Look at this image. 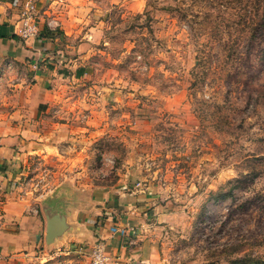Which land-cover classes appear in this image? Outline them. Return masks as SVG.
Here are the masks:
<instances>
[{
    "label": "rangeland",
    "instance_id": "1",
    "mask_svg": "<svg viewBox=\"0 0 264 264\" xmlns=\"http://www.w3.org/2000/svg\"><path fill=\"white\" fill-rule=\"evenodd\" d=\"M35 1L74 19L66 95L96 111L73 169L151 187L160 264H264V0Z\"/></svg>",
    "mask_w": 264,
    "mask_h": 264
},
{
    "label": "crops",
    "instance_id": "2",
    "mask_svg": "<svg viewBox=\"0 0 264 264\" xmlns=\"http://www.w3.org/2000/svg\"><path fill=\"white\" fill-rule=\"evenodd\" d=\"M26 2L36 32L24 37L19 19ZM49 8L0 0V264H87L74 246L97 241L119 254L120 264H160L168 211L151 187L123 180L97 185L75 169L96 111L84 98L66 95L70 77L86 70L70 65L72 58L64 61L74 19H49ZM34 157L56 170L38 171ZM122 227L133 230L126 236L112 230Z\"/></svg>",
    "mask_w": 264,
    "mask_h": 264
},
{
    "label": "built area",
    "instance_id": "3",
    "mask_svg": "<svg viewBox=\"0 0 264 264\" xmlns=\"http://www.w3.org/2000/svg\"><path fill=\"white\" fill-rule=\"evenodd\" d=\"M33 6L30 2L24 4V10L20 21V32L26 37L36 32V22L33 19ZM114 232H118L121 236H126L127 231H132L133 228H119L113 229ZM74 251L83 254L87 259V264H120L121 257L119 254L113 253L106 249L105 244L102 241L95 242L92 247L87 248L83 245H75Z\"/></svg>",
    "mask_w": 264,
    "mask_h": 264
}]
</instances>
